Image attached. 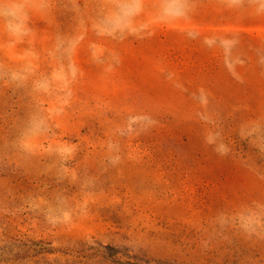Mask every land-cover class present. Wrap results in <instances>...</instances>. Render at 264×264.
<instances>
[{"label": "rangeland", "instance_id": "obj_1", "mask_svg": "<svg viewBox=\"0 0 264 264\" xmlns=\"http://www.w3.org/2000/svg\"><path fill=\"white\" fill-rule=\"evenodd\" d=\"M0 264H264V0H0Z\"/></svg>", "mask_w": 264, "mask_h": 264}]
</instances>
